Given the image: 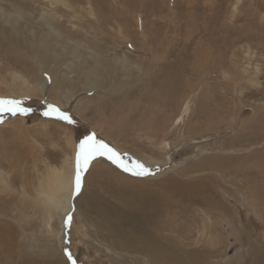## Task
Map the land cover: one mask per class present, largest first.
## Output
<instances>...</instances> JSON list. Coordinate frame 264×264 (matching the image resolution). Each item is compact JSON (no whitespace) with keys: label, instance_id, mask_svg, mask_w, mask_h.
<instances>
[{"label":"rangeland","instance_id":"rangeland-1","mask_svg":"<svg viewBox=\"0 0 264 264\" xmlns=\"http://www.w3.org/2000/svg\"><path fill=\"white\" fill-rule=\"evenodd\" d=\"M65 2L0 0V98L30 109L0 114V264H264V0ZM37 67L47 92L22 93L11 77ZM92 133L152 174L97 158L68 230L40 195Z\"/></svg>","mask_w":264,"mask_h":264},{"label":"bare ground","instance_id":"bare-ground-1","mask_svg":"<svg viewBox=\"0 0 264 264\" xmlns=\"http://www.w3.org/2000/svg\"><path fill=\"white\" fill-rule=\"evenodd\" d=\"M43 2H44V0H43ZM45 2L50 4L49 6H50L51 9H58L59 7H63V6L64 7H67V8L68 7H70V8H73L74 7L75 8V6L70 5L69 3H66L65 0H45ZM85 3L86 4H89L90 1H87ZM88 9H89V11H88ZM88 9L86 8L85 10L88 12L89 16L90 17L95 16V14H94V12L92 10V6L91 5H89V8ZM14 20H15L14 25H15L16 29L19 32L21 30H23V28L25 26H28L29 25V22L31 21V20H29V22H27V21L24 22L23 20H21L19 18L18 19L14 18ZM88 20H90V19H88ZM97 22H98V20H97ZM41 25L44 26V24H41ZM92 26L93 25H91V27ZM45 32H47V31L45 30ZM49 33L51 34V32L48 31L47 34L44 33L45 34L44 35V34H40V32H39V34L41 36L40 37L41 39H39L38 42H41V40L43 42V38L42 37L46 36L44 38L47 39V36H48L47 42L49 41V43H50L51 38L49 39V37H50V34ZM70 39H72V37H70ZM47 45H48V43H47ZM44 47L45 46H43V48ZM51 48H52V50H57V51L63 52V56L65 55V57L68 56V55H70L73 51H75L76 54H74V56H73L74 57V60L77 63H80V66H82V67L85 65V63H88V61H89V59L87 58L88 55H89L88 52H87V49H85V48L83 49L79 45H76L75 44V45H72L71 46V45H68V43L66 44V42H65L63 44L62 43L61 44H58L57 43V44L51 46ZM53 55L54 56H51L50 59L51 60H56L59 57L60 53L57 52L56 54H53ZM73 63L75 64L74 61H73ZM93 69H94V67H93ZM91 71L92 70H90L89 76L86 79V83H84L83 86L80 89H87V90L94 89L95 91H97L98 85L96 84V81H95V77H94L95 75L93 73H91ZM31 72H33V80H34V82H37V86L38 85H41L40 86L41 88L39 90H37V91L35 90V87H36L35 84H31V83H33L32 82L33 81L32 79L26 78V77H24L22 75H19V74H13V76L11 77V80L15 84H17V85L20 86L19 90L22 93L29 94L30 96L32 94L37 95L38 93H40V94L46 93L47 90H48V88L46 87L47 86V82L43 78L44 68L43 69H41L40 67H37L35 69L33 68V71H31ZM85 72H88V71H85ZM85 72L83 71V73H85ZM53 75H54V73H53ZM86 75H87V73H86ZM54 76H55L54 85H53V87H51L50 91H52V90H58L61 85H66L65 84V80L62 81L61 80V77H59L57 75H54ZM8 86L9 85H7V89L4 88V87H2V89H0V94H2V95H7L9 93L16 94L14 88H12L11 86H9V87ZM65 88L66 87H64V89ZM36 89H37V87H36ZM94 90H92V91H94ZM66 95H67V93H66ZM84 103L85 102H83L82 104H84ZM86 107H88V106H86ZM186 109H187V106H186ZM186 109L183 112H185ZM175 122H176V124L180 123L181 122V118L179 117ZM163 145L160 146L161 149H167V150L169 149V147L167 145H165V146H163ZM161 149H160V151H161ZM166 155H168V154H166ZM94 163L92 164V167L95 166ZM73 178H74V159L73 158L72 159H68L67 158L65 160V162H64V166H63L62 169H60V170H54V171L52 170V178H51V181L49 180L50 181L49 182V185H47V187H45L42 190V195H40L42 198H44V199H46V200L49 201V203L48 202L47 203L45 202L46 205H50V206H52L54 208V210L58 214V217H59V221L61 223V226L64 223V220H65L66 215L68 214V212L71 211V207H72V196H73L72 195V193H73Z\"/></svg>","mask_w":264,"mask_h":264},{"label":"snow or ice","instance_id":"snow-or-ice-1","mask_svg":"<svg viewBox=\"0 0 264 264\" xmlns=\"http://www.w3.org/2000/svg\"><path fill=\"white\" fill-rule=\"evenodd\" d=\"M22 104V100L0 98V114L7 112L12 116H16L17 114L25 115L30 109L23 107ZM46 107L47 110L43 113L45 117L64 121L69 125L74 123L71 115L62 111L59 107L52 104H47ZM3 122L0 119V123ZM99 157L105 158L122 171L130 173L133 176L142 177L152 174V170L143 162L135 160L126 154L119 153L105 141L98 139L95 133H92L81 140L76 147L74 155L73 197L78 195L82 190L83 174L89 170L92 162ZM72 220L71 213L67 214L64 220L66 229L70 230ZM65 255L71 264H77V261L69 250L65 249Z\"/></svg>","mask_w":264,"mask_h":264}]
</instances>
